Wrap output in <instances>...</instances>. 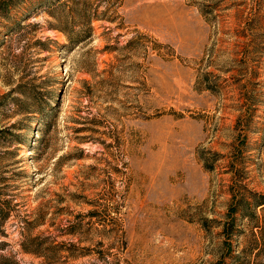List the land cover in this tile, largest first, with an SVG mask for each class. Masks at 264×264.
<instances>
[{
	"label": "rangeland",
	"instance_id": "obj_1",
	"mask_svg": "<svg viewBox=\"0 0 264 264\" xmlns=\"http://www.w3.org/2000/svg\"><path fill=\"white\" fill-rule=\"evenodd\" d=\"M0 264H264V0H0Z\"/></svg>",
	"mask_w": 264,
	"mask_h": 264
},
{
	"label": "trees",
	"instance_id": "obj_2",
	"mask_svg": "<svg viewBox=\"0 0 264 264\" xmlns=\"http://www.w3.org/2000/svg\"><path fill=\"white\" fill-rule=\"evenodd\" d=\"M236 209V208H235Z\"/></svg>",
	"mask_w": 264,
	"mask_h": 264
}]
</instances>
